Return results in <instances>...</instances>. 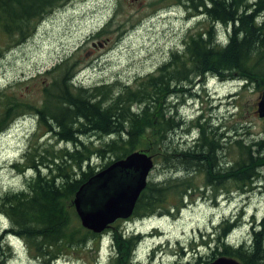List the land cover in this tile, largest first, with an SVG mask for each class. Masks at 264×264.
<instances>
[{"label": "trees", "instance_id": "obj_1", "mask_svg": "<svg viewBox=\"0 0 264 264\" xmlns=\"http://www.w3.org/2000/svg\"><path fill=\"white\" fill-rule=\"evenodd\" d=\"M67 1L0 0V56L26 42L42 20ZM180 3L194 9L202 6L200 10L210 23L208 29L190 33L182 50L171 52L167 62L154 73L135 80L132 86L102 84L87 88L73 81L74 73L64 63L57 68L60 77L43 87L44 101L40 106L0 95V134L20 117L32 115L44 126V136L52 135L56 142L66 144L56 152L46 150L42 155L32 152L24 157V164L12 165L22 175L25 168L36 174L26 178L25 189L0 198V215L11 224L0 234V241L7 235L18 237L46 264L54 263L52 260L67 248L85 246L88 237L96 238L98 234L79 223L76 227L72 225L77 218L73 198L100 172L135 152L161 159V165L169 171L163 179L153 177L147 183L130 218L134 221L161 213H179L185 208L183 202L195 193H211L215 199L228 184L245 194L263 177L264 138L252 141L236 134L231 148L237 157L231 163L224 162V142L230 138V130L219 132L223 127L212 121V114L193 118L187 124L184 116L178 114L181 103L171 101L182 95L183 101L187 95L194 98L199 93L197 87H204L207 77L222 82L239 81L243 89L254 87L264 93V0ZM215 24L228 29L226 38L215 37ZM53 71L58 72L55 68L47 74ZM193 100L196 98L186 99L187 103ZM184 127H187L185 139H190L192 146L186 143L188 147L179 150L173 137ZM194 131H197L195 138L191 137ZM95 138L101 141L94 143ZM96 160L100 165L95 164ZM43 163L46 164L42 169ZM198 175L203 177L200 186L195 183ZM172 198L177 203L170 205ZM243 214L223 218L211 237L214 240L202 234V240H192L190 251L195 258L187 263L208 264L224 256L240 264H264V218L257 224L252 222L249 240L233 245L228 242L232 230L241 225ZM110 239L117 255L113 264H134V251L142 237L124 228L114 229ZM168 242L178 244L180 249L184 247L179 240L173 243L166 238L164 244ZM0 248L3 250L1 243ZM158 264L165 263L161 260ZM170 264L183 262L175 260Z\"/></svg>", "mask_w": 264, "mask_h": 264}, {"label": "rangeland", "instance_id": "obj_2", "mask_svg": "<svg viewBox=\"0 0 264 264\" xmlns=\"http://www.w3.org/2000/svg\"><path fill=\"white\" fill-rule=\"evenodd\" d=\"M132 1L68 0L55 8L42 20L26 42L0 56V95H8L10 98L40 106L44 101L43 87H48L54 78L60 77L61 73L57 68L64 63L70 68V73H74L73 76L79 73L85 76L83 81L79 77V82L87 88L102 84L132 86L135 80L154 73L161 64L167 62L171 52L182 50L190 33L205 32L210 24L203 14L196 16L197 12L185 3L173 7L170 13L169 7L173 6V0ZM213 31L216 38H226L228 29L215 24ZM99 33L101 35H98ZM98 43L103 46L99 47ZM55 68L57 73L53 71L47 74ZM206 82L210 96L216 92L221 102L212 100L201 87H197L196 91L199 93H196L194 98L187 95L183 101L182 95L173 97L171 102L181 103L178 114L184 116L187 124L197 115L209 117L212 114V121L223 127L219 132L230 130V138L224 142V162L231 163L237 157V153L231 148L236 134L252 141L264 138V119H260L256 114V105L263 93L254 87L243 89L242 83L235 80L222 82L217 78L207 77ZM197 84L198 82L196 86ZM114 91H118V88ZM187 98L196 100L187 103ZM43 127L34 116L27 115L20 117L0 134V198L7 193L25 189L27 179L36 174L30 168H25V175L19 174L18 169L10 164H24V157L32 152L42 155L46 150L56 152L66 147L65 143L56 142L52 135L44 136ZM240 127L243 130L236 129ZM186 128L174 133L173 142L179 146V150L188 147L186 143L192 146L190 139H185ZM244 133L249 135L245 136ZM196 135L197 131H194L191 137L195 138ZM182 140L184 142H181ZM100 141L97 138L93 140L97 144ZM31 147H36L37 150ZM161 162V159L153 158L154 168L148 181L153 177L161 180L167 175L169 170L162 166ZM100 163L96 160L95 164ZM45 164L43 163L42 169ZM100 170L99 168L98 171ZM43 173L45 174L46 170H43ZM195 183L202 185L203 177L198 175ZM241 192L235 185L228 184L218 192L215 199H212L211 193H195L191 199L183 202L185 208L179 213H161L139 221H134L131 217L127 220H117L96 238L88 237L85 246L67 248L52 261H55L54 264H93L97 257L99 264H113L114 259L108 255L107 247L110 245L111 233L114 229L122 231L125 228L141 233L142 238L143 235H159L161 231L164 236L159 241L153 240L154 242L170 238L173 243L179 240L180 244H184L180 249L176 243H167L160 251L162 257L158 258L159 263L163 259V263L170 264L173 262L170 259L177 261L181 257H186L192 263L195 255L192 257L190 251L193 244L191 241L195 238L202 240L201 234L211 239L215 230L222 224L223 218L244 213L241 225L232 230L229 242L238 244L249 240L252 222L257 224L264 218V175L255 186L246 191L247 193ZM175 203L177 200L172 198L168 204ZM0 222V234L11 227L6 218L1 217ZM78 223L81 226L79 218H74L72 225L76 227ZM214 239L215 237L211 240ZM153 241L146 240L140 244L136 251L138 260L146 261L153 256ZM1 247L5 250L0 248V262L3 261L4 264H46L44 260L36 257L33 248L15 237L4 238ZM53 252L56 253V250ZM199 252L201 256L205 253L202 248Z\"/></svg>", "mask_w": 264, "mask_h": 264}, {"label": "water", "instance_id": "obj_3", "mask_svg": "<svg viewBox=\"0 0 264 264\" xmlns=\"http://www.w3.org/2000/svg\"><path fill=\"white\" fill-rule=\"evenodd\" d=\"M256 108L257 116L264 119V93L259 97ZM153 168L151 156L135 152L100 172L73 199L81 227L100 234L115 221L129 219L140 194L149 182L148 177ZM208 264L240 263L222 256Z\"/></svg>", "mask_w": 264, "mask_h": 264}, {"label": "flooded vegetation", "instance_id": "obj_4", "mask_svg": "<svg viewBox=\"0 0 264 264\" xmlns=\"http://www.w3.org/2000/svg\"><path fill=\"white\" fill-rule=\"evenodd\" d=\"M136 1H138V0H133L132 2H136ZM180 0H173V2H174V4H173V6H178V4H180V5H182L180 2H179ZM187 1V0H186ZM176 2V3H175ZM198 3H199V5H201V4H205L206 3V0H198ZM188 5V4H187ZM189 6V5H188ZM172 7V6H171ZM200 7H202V6H200ZM200 7H198V8H200ZM192 8V7H191ZM194 9V11H196L197 12V14H195L196 16H198V15H201V14H203V13H200L201 12V10L200 9ZM98 44H100V43H98ZM94 46H96V44H93ZM101 46H103V45H101Z\"/></svg>", "mask_w": 264, "mask_h": 264}, {"label": "bare ground", "instance_id": "obj_5", "mask_svg": "<svg viewBox=\"0 0 264 264\" xmlns=\"http://www.w3.org/2000/svg\"><path fill=\"white\" fill-rule=\"evenodd\" d=\"M237 82H239V81H237ZM76 215H77V214H76ZM1 217L5 219V217H4V216L0 215V218H1ZM77 217H78V216H77ZM230 243H231V242H230ZM232 245H233V243H232Z\"/></svg>", "mask_w": 264, "mask_h": 264}]
</instances>
